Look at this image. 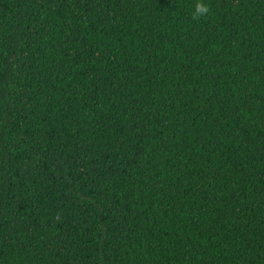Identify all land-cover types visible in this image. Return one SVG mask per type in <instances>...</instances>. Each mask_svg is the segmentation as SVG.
Segmentation results:
<instances>
[{
	"label": "trees",
	"instance_id": "trees-1",
	"mask_svg": "<svg viewBox=\"0 0 264 264\" xmlns=\"http://www.w3.org/2000/svg\"><path fill=\"white\" fill-rule=\"evenodd\" d=\"M0 0V264H264V0Z\"/></svg>",
	"mask_w": 264,
	"mask_h": 264
},
{
	"label": "clouds",
	"instance_id": "clouds-1",
	"mask_svg": "<svg viewBox=\"0 0 264 264\" xmlns=\"http://www.w3.org/2000/svg\"><path fill=\"white\" fill-rule=\"evenodd\" d=\"M209 12L208 6L203 3V0H200L196 5V16L203 17L206 16Z\"/></svg>",
	"mask_w": 264,
	"mask_h": 264
}]
</instances>
